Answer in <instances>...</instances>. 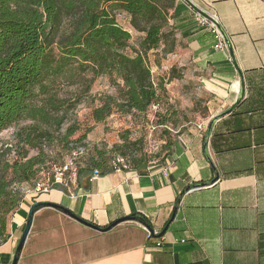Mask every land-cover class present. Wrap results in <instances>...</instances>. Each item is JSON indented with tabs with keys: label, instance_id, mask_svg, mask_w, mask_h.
<instances>
[{
	"label": "crops",
	"instance_id": "crops-1",
	"mask_svg": "<svg viewBox=\"0 0 264 264\" xmlns=\"http://www.w3.org/2000/svg\"><path fill=\"white\" fill-rule=\"evenodd\" d=\"M192 1L218 20L236 62L226 46L216 47L213 25H200L196 13L175 0L168 23L180 58L182 95L196 91L206 116L175 125L166 158L142 172L117 169L84 179L73 191L53 188L24 199L8 219L0 264H11L36 201L57 203L101 227L142 215L162 244L156 247L135 221L102 232L42 207L33 214L17 264H264V0ZM241 79L243 98L214 122L208 138L218 180L187 191L169 220L186 185L213 178L203 153L205 131L214 115L236 101Z\"/></svg>",
	"mask_w": 264,
	"mask_h": 264
},
{
	"label": "trees",
	"instance_id": "trees-1",
	"mask_svg": "<svg viewBox=\"0 0 264 264\" xmlns=\"http://www.w3.org/2000/svg\"><path fill=\"white\" fill-rule=\"evenodd\" d=\"M174 5L175 0H0V132L26 119L60 127L66 104L54 91L56 81H74L86 73L92 78L107 76L114 86L113 93L101 96L98 105L90 109L92 121L103 122L117 112L145 115L151 106L156 112L166 89L163 80H153L148 53L156 51L164 56L173 52L176 39L168 20ZM116 12L125 13L130 26L142 33L135 44L131 43V33L117 22ZM155 61L159 64L158 55ZM53 111L61 115L54 117ZM168 122L165 116L156 119L158 126H167ZM79 127L73 120L60 137L70 156L73 150L83 148L73 160L76 188L83 186V180L91 178L94 170L105 175L126 169L118 158L138 172L150 164L141 139H130L127 130L120 133V143L106 149L84 143L86 133L69 141ZM164 134V153L156 155L157 162L166 158L172 145L170 132L164 129ZM51 136L49 131H40L38 125L15 133L18 152L4 163L0 175V244L8 238V214L23 201L10 186H34L46 162L42 139ZM30 148L38 152L29 156ZM54 188L67 191L62 184Z\"/></svg>",
	"mask_w": 264,
	"mask_h": 264
},
{
	"label": "rangeland",
	"instance_id": "rangeland-1",
	"mask_svg": "<svg viewBox=\"0 0 264 264\" xmlns=\"http://www.w3.org/2000/svg\"><path fill=\"white\" fill-rule=\"evenodd\" d=\"M116 19L120 26L127 29L131 33V43L135 44L142 36V33L134 30L129 24L128 16L123 12H116ZM168 53L162 56L161 52L150 51L148 53V63L151 69L152 77L155 82L163 80L165 84V94L159 99V106L156 112L154 107H150L145 115H122L113 113L103 122H94L90 119L89 112L92 107L99 103V98L104 94L114 92V86L107 76H98L92 78L90 74L76 77L74 81L59 78L54 86V91L57 97L65 101V108L62 110L65 114L63 123L57 125H49L46 123H36L29 119L21 120L15 125H12L0 132V175L6 161H11L18 152V144H16L15 133L18 129L30 125H38L40 131H49L52 135L50 138L42 139L41 146L46 154V162L38 173V180H43V174L52 173V167L61 162L69 161V151L66 144L60 141L61 134L64 133L68 124L76 120L79 124V130L69 138L70 140L77 139L78 136L86 133L84 143L93 145L97 148L105 147L110 149L115 143H120L119 135L122 131L129 132L130 139H141L142 149L150 157V164L157 162L163 155L161 150L163 141L166 139L164 129L171 132L172 128L177 124H181L188 120H196L199 117H204L202 111H199L203 102L202 98H197V92H190L189 96H183L182 91L185 86L181 84V66L179 53ZM156 55L160 58L159 64L156 63ZM173 67L174 72H171ZM174 75L175 77H172ZM79 100L74 103L75 100ZM65 110V111H64ZM198 110V111H197ZM156 113V114H155ZM51 115L58 117L61 112H51ZM158 115L165 116L171 122L167 123V127L158 126L156 119ZM89 128V132L86 129ZM9 149V150H7ZM3 151V154L1 153ZM74 151V150H73ZM38 152L36 148H30L28 155L32 156ZM118 157V156H116ZM125 163V162H124ZM126 164V163H125ZM44 181V180H43ZM62 186L69 191L76 188L74 177L69 179V174H66V179ZM54 188V187H53ZM10 189L17 191L24 199L35 197L29 192L32 185L22 183L12 184ZM39 195V194H38ZM37 196V195H36ZM11 214L7 216V222Z\"/></svg>",
	"mask_w": 264,
	"mask_h": 264
},
{
	"label": "water",
	"instance_id": "water-1",
	"mask_svg": "<svg viewBox=\"0 0 264 264\" xmlns=\"http://www.w3.org/2000/svg\"><path fill=\"white\" fill-rule=\"evenodd\" d=\"M184 3H186L197 15H199L200 17L206 19L208 22H210L215 28L216 30L219 32V34L221 35L223 41H224V44L226 46V49L228 51V54L230 56V59L232 60V62L234 64H236L235 62V59H234V54H233V49H232V46L230 44V41L225 33V31L223 30L222 26L220 25V23L218 22V20L211 14H209L208 12H206L204 9L200 8L199 6H197L192 0H182ZM239 75L241 76V72L239 70H237ZM241 88H240V93H239V96L237 97L236 101L233 103V105H231L228 109L214 115L208 125H207V128H206V131H205V135H204V140H203V153H204V157L206 158V160L208 161V163L210 164V166L212 167L213 171H214V176L212 179H210L209 181H200V182H193V183H190L188 185H186L182 191L179 193L178 197L176 198V201H175V205H174V208H173V211H172V214L170 216V219L171 220L175 214V211H176V208L182 198V196L189 190L191 189H194V188H198V187H202V186H206V185H209V184H212L214 183L216 180H218L219 178V173L215 167V165L213 164L212 160L210 159L209 155H208V152H207V143H208V138H209V135H210V132L212 130V126L214 124V122L230 113L234 108L235 106L238 104V102L243 98L244 96V83H243V80L241 79ZM42 207H52L58 211H61L62 213L72 217L73 219L79 221L80 223L84 224V225H87L93 229H96V230H99V231H108L110 230L111 228H113L114 226H116L117 224L121 223V222H124V221H135V222H138L140 224H142L147 230L148 232L150 233H153V228L147 223V220L146 219H140L139 216L135 217L133 215H127V216H124V217H121V218H118L114 221H112L111 223H109L108 225L104 226V227H101V226H98L92 222H89V221H86L84 219H82L81 217H79L78 215H76L73 211H71L70 209L62 206V205H59L57 203H54V202H50V201H36L32 204V206L30 207V210H29V213H28V217H27V221H26V224H25V227H24V230L19 238V241L17 243V246L15 248V252H14V255H13V259H12V262L11 264H17L18 262V259L20 257V254H21V251H22V248H23V245H24V242H25V239H26V236L28 234V231H29V228H30V225H31V222H32V217H33V214L34 212L37 210V209H40ZM166 229V226L163 228V232L165 231Z\"/></svg>",
	"mask_w": 264,
	"mask_h": 264
},
{
	"label": "built area",
	"instance_id": "built-area-1",
	"mask_svg": "<svg viewBox=\"0 0 264 264\" xmlns=\"http://www.w3.org/2000/svg\"><path fill=\"white\" fill-rule=\"evenodd\" d=\"M196 19L200 25L209 24V22L206 19L200 17L197 14H196ZM215 31H216L217 39H218V43H217L216 47L219 49H225V44H224V41H223L221 35L216 30V28H215ZM164 127L168 128L166 125ZM197 127L201 129L203 126H202V124H198ZM82 151H83L82 147L78 148L77 150L72 151L68 162H65L62 165L61 164L60 165H58V164L54 165L52 167V173L51 174H49V172L44 173L43 177L45 176L46 178L43 179L44 181L43 180L40 181V179L36 181V183L34 184L32 189L29 191L31 193V195L36 196V195L41 194V193H46V192L52 190L55 184H62L64 182V180L66 179V174L68 171L70 173L69 179L71 177H74L76 168L74 167L73 160L75 159L77 154L82 153ZM117 161L122 164L123 168H126V169L128 168L127 164L124 163L123 159L118 158ZM95 176H98V172L96 170L93 171L92 177H95ZM148 236H149V238H155V246L156 247L161 246L162 237L157 236L156 232H153V233L148 232Z\"/></svg>",
	"mask_w": 264,
	"mask_h": 264
}]
</instances>
